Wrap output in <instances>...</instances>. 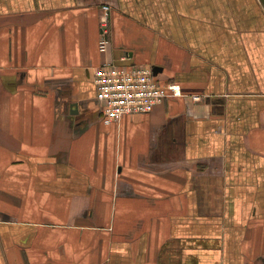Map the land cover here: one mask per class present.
<instances>
[{"label": "crops", "instance_id": "0c3cea01", "mask_svg": "<svg viewBox=\"0 0 264 264\" xmlns=\"http://www.w3.org/2000/svg\"><path fill=\"white\" fill-rule=\"evenodd\" d=\"M102 6L182 96L102 123ZM0 264H264V0H0Z\"/></svg>", "mask_w": 264, "mask_h": 264}, {"label": "built area", "instance_id": "2783aa9c", "mask_svg": "<svg viewBox=\"0 0 264 264\" xmlns=\"http://www.w3.org/2000/svg\"><path fill=\"white\" fill-rule=\"evenodd\" d=\"M109 7L102 6L99 15L98 51L106 56L93 71L95 99L100 106V119L105 125L119 122L123 116L150 113L169 97L182 96L180 87L173 83L161 85L152 68L123 66L107 59L110 51ZM193 101L202 97L193 95Z\"/></svg>", "mask_w": 264, "mask_h": 264}, {"label": "water", "instance_id": "95a60500", "mask_svg": "<svg viewBox=\"0 0 264 264\" xmlns=\"http://www.w3.org/2000/svg\"><path fill=\"white\" fill-rule=\"evenodd\" d=\"M152 72H153V75H157L158 74V72H160V71H158L156 68H152ZM72 107V106H71ZM73 107H75V113H77V110H76V105L74 104L73 105Z\"/></svg>", "mask_w": 264, "mask_h": 264}]
</instances>
